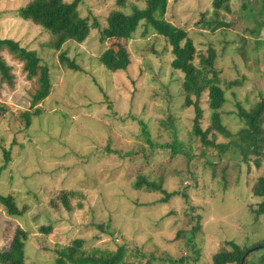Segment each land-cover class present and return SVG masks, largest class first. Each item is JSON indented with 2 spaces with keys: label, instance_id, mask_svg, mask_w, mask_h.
I'll use <instances>...</instances> for the list:
<instances>
[{
  "label": "rangeland",
  "instance_id": "obj_1",
  "mask_svg": "<svg viewBox=\"0 0 264 264\" xmlns=\"http://www.w3.org/2000/svg\"><path fill=\"white\" fill-rule=\"evenodd\" d=\"M29 1L0 0V37L35 50L50 66L53 88L36 106L41 114L26 127L22 113L35 110L31 101L38 83L3 51L14 83L0 81V168L4 148L12 151L0 194L13 195L24 213L9 215L0 204V249L10 248L17 226L28 232L26 264H55L57 249L76 239H83L87 250L141 246L158 258H185L184 264H214L213 256L228 241L263 244L264 216L254 212L262 199L252 188L264 174V159L258 169L235 147L220 154L193 133L195 109L185 104L184 74L171 66L167 41L141 21L124 42L130 66L112 72L100 55L116 40L104 44L93 29L85 42L68 41L56 50L48 31L19 16ZM146 2L128 0L123 10L131 13ZM230 3L231 12L216 16L213 0H168L166 18L188 30L198 66L201 55L215 49L218 84L227 98L222 120L236 136L245 126L240 107L251 110L264 99V0ZM114 9L116 0L80 5L82 16H96L102 27ZM215 19L223 25L213 30ZM62 52L82 69L63 64ZM208 100L205 93V130L211 125ZM214 137L230 140L220 133H211ZM150 141L177 142L179 151L153 149ZM142 176L178 194L165 202L160 191L136 189ZM44 226H52L51 232H41Z\"/></svg>",
  "mask_w": 264,
  "mask_h": 264
},
{
  "label": "trees",
  "instance_id": "obj_2",
  "mask_svg": "<svg viewBox=\"0 0 264 264\" xmlns=\"http://www.w3.org/2000/svg\"><path fill=\"white\" fill-rule=\"evenodd\" d=\"M231 0H213V12L220 16L222 11L231 12ZM83 0H30L25 6L19 9V16L43 27L52 37L51 47L60 50L68 41L78 43L85 42L93 29L99 30L100 41L106 43L108 40H116L117 44L106 47L100 55V62L112 72L127 70L131 64V54L124 42L130 40L137 31L141 21H146L156 33L163 37L171 47L173 60L171 66L184 74V91L186 106H194L195 117L193 133L200 138L207 147H213L218 153L226 152L235 147L240 151L243 160L261 168L264 159V99L251 110L240 107V117L244 119L245 126L238 131L236 136L230 132L222 120L221 109L227 102L225 90L218 84V72L216 70V51L209 49V54L201 55V66L195 63L197 48L188 30L175 25L166 18L168 0H147L145 8L135 7L131 13L123 9L127 6L128 0H116L117 9L111 11L107 17V24L102 27L96 16L84 17L80 11ZM212 29L223 25V22L215 19ZM7 50L16 59L24 64V70L29 79H36L38 88L32 95L31 107L35 108L39 103L48 98L52 92V74L48 64L42 62L41 57L35 50L28 49L12 38L0 37V81L13 84L14 75L12 67L3 56V51ZM63 64L75 70H81V66L71 60L65 52L60 54ZM234 81L233 83H235ZM208 94V104L211 113V125L208 129H203L202 119L204 109L202 99L204 94ZM41 109L25 111L22 113L26 127L32 124L33 116H39ZM211 133H220L229 138V142H217L216 137L210 138ZM153 149L172 148L176 154L179 151L178 143L159 144L149 142ZM5 163L0 168V176L8 163L12 159V151L4 148ZM254 158V160H252ZM136 189L145 188L148 191H160L165 197L162 201L168 202L172 196L178 192H169L164 188L162 182L151 181L142 176L134 184ZM253 192L262 202L255 209L256 217L264 216V174L259 176L253 186ZM63 193L60 199L67 208L69 202ZM187 198V193L184 194ZM0 204L3 205L9 215L22 216L21 210L13 195L0 194ZM201 226L199 223L193 228L196 233ZM52 226L42 227L41 232L50 233ZM28 232L17 226L12 243L9 249H0V264H26V240ZM264 244V243H263ZM213 256L214 264H264V248L253 250L262 245H240L235 241H228ZM55 264H184L185 258L175 259L166 254L165 257L158 258L154 253H145L141 246L130 248L127 244H122L115 250H103L94 248L87 250L83 239H76L70 245L61 247L56 251Z\"/></svg>",
  "mask_w": 264,
  "mask_h": 264
},
{
  "label": "water",
  "instance_id": "obj_3",
  "mask_svg": "<svg viewBox=\"0 0 264 264\" xmlns=\"http://www.w3.org/2000/svg\"><path fill=\"white\" fill-rule=\"evenodd\" d=\"M262 248H264V244L255 247L253 250H259V249H262ZM242 264H243V263H242Z\"/></svg>",
  "mask_w": 264,
  "mask_h": 264
}]
</instances>
